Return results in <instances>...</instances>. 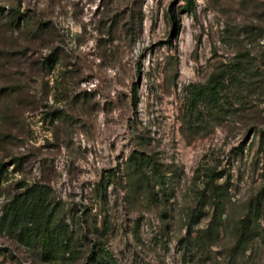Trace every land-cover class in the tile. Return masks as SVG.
Listing matches in <instances>:
<instances>
[{
  "label": "rangeland",
  "instance_id": "374dc122",
  "mask_svg": "<svg viewBox=\"0 0 264 264\" xmlns=\"http://www.w3.org/2000/svg\"><path fill=\"white\" fill-rule=\"evenodd\" d=\"M262 23L264 0H0V264H264ZM34 184L72 231L55 262L10 225Z\"/></svg>",
  "mask_w": 264,
  "mask_h": 264
},
{
  "label": "trees",
  "instance_id": "16d2710c",
  "mask_svg": "<svg viewBox=\"0 0 264 264\" xmlns=\"http://www.w3.org/2000/svg\"><path fill=\"white\" fill-rule=\"evenodd\" d=\"M173 12V11H172ZM262 33L264 34V23H262ZM215 98L216 112L221 113L222 98L224 86L221 81L217 82V87L213 90ZM198 101L204 102L201 91H193L192 106H197ZM224 101V100H223ZM130 178L135 180L134 187L143 189L147 184H151L153 178L159 177L157 166L149 156L138 154L132 156V160L128 166ZM2 174V165L0 164V178ZM199 174V177L204 178L205 187L208 188L210 198L213 202H219L218 199L222 196L221 187L217 184L218 179L214 176L211 170H204ZM226 201L220 202L218 209L221 216L225 211ZM51 203V193L48 187L34 184L26 187L23 191L16 194L12 202L8 205V213L11 218L10 225L13 229L20 232V237L27 245L39 243L43 250V258L48 262H55L63 255L71 253L72 248V231L67 228L66 224H58L53 220V210ZM218 231V229H217ZM260 235L257 228L253 225H248L247 220L242 222L241 234L238 247L247 250L249 245ZM261 237V236H260ZM245 242L248 244H245ZM100 243L98 246H101ZM74 247V245H73ZM237 249V247H236ZM235 249V250H236ZM104 250V247L101 248ZM91 264H103L98 259H94Z\"/></svg>",
  "mask_w": 264,
  "mask_h": 264
}]
</instances>
